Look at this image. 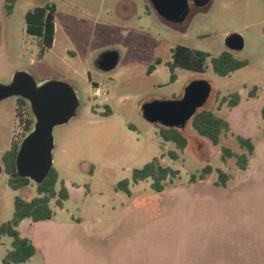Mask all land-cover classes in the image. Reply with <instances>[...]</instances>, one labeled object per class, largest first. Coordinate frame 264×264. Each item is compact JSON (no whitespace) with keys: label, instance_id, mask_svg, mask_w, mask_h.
<instances>
[{"label":"rangeland","instance_id":"obj_1","mask_svg":"<svg viewBox=\"0 0 264 264\" xmlns=\"http://www.w3.org/2000/svg\"><path fill=\"white\" fill-rule=\"evenodd\" d=\"M47 4L57 8L56 37L42 56L38 40L26 32L25 16ZM233 33L243 36L245 48L232 54L248 65L220 77L212 58L228 51L225 40ZM179 45L211 55L206 73L177 68L171 81L167 63ZM109 51L118 52L120 61L105 72L98 61ZM158 59L162 64L147 75ZM13 71H28L37 81L66 80L80 99L76 116L54 131L53 168L70 199L62 208L51 201L52 220L27 219L18 227L37 249L24 264H264V0H211L174 26L157 15L150 0H18L12 15L6 0H0L1 85L8 84L4 76ZM95 85L108 94L96 98ZM202 86L208 96L182 127H164L149 118L146 106L155 101L174 103L185 112L186 104L179 102ZM235 93L241 96L238 107L222 104ZM16 103V97L0 102L1 165L27 136L28 122L34 128L27 105L20 104L16 120ZM202 110L231 125L217 146L192 126ZM163 129L180 130L187 148L165 141ZM237 136L256 148L245 171L235 159H222L223 148L249 154ZM171 152L179 159H171ZM155 158L180 171L164 183L162 193L153 190L152 179L131 183V195L119 189L135 169ZM208 165L213 173L201 181ZM219 170L231 178L226 188L217 185ZM9 179L6 172L0 176V226L13 218L16 197L38 196L37 184L13 190ZM12 241L1 238L0 263Z\"/></svg>","mask_w":264,"mask_h":264},{"label":"trees","instance_id":"obj_2","mask_svg":"<svg viewBox=\"0 0 264 264\" xmlns=\"http://www.w3.org/2000/svg\"><path fill=\"white\" fill-rule=\"evenodd\" d=\"M18 0H6V10L9 15L13 14L15 5ZM56 13L57 8L54 4H47L42 7H36L26 13V32L29 36L38 40L40 53L44 56L47 51L54 46L56 37ZM211 57L208 52L191 49L186 46H176L172 53V61L167 63L171 71V81L177 79L174 71L179 68L182 70L206 73L207 61ZM161 60L158 59L154 65H151L147 71V75H151L157 66L161 65ZM214 72L220 77H227L230 74L246 67L248 62L235 59L232 52L226 51L216 58H212ZM257 88L250 92V97L256 96ZM241 103V96L238 93L224 97L222 104H227L230 108H236ZM264 117V108L262 110ZM27 134L32 131L33 121L28 122ZM192 126L195 132L208 139L214 146L219 145L221 136L224 132H229L231 129L230 123L221 117H218L211 110H202L197 113L192 119ZM161 135L167 142H173L180 150H185L188 146L187 138L178 129H163ZM238 143L242 148L248 150L249 154H238L229 148L222 149V159H235L239 168L243 171L247 170L249 157L255 153V145L250 139L242 136H237ZM19 147L13 146L9 152L3 157L5 170L8 175L9 185L13 190H21L29 187L32 182L28 179L16 177V158ZM170 157L173 160H178L179 156L176 152H171ZM213 173L210 165L205 167L199 176L201 181L206 180L207 176ZM180 176L179 170H174L170 167H164L158 158L153 159L141 169L133 171L132 180H124L119 183V189L131 195L130 185L139 184L141 182L152 179V188L158 193L165 190L164 183L171 179H176ZM230 176L225 172L218 171V186L226 188L230 181ZM196 176H192L191 181L195 182ZM61 185L57 190V186ZM38 196L30 201L21 197L15 199V211L13 218L0 226V240L3 237L12 238V249L8 251L6 257L0 264H24L33 258L37 249L32 241L23 237L18 230L20 224L30 219L33 223L47 222L53 219L54 212L50 206L52 200H56V205L63 207L64 203L70 199V192L64 181H59V173L53 168L44 180L43 183L36 185Z\"/></svg>","mask_w":264,"mask_h":264},{"label":"water","instance_id":"obj_3","mask_svg":"<svg viewBox=\"0 0 264 264\" xmlns=\"http://www.w3.org/2000/svg\"><path fill=\"white\" fill-rule=\"evenodd\" d=\"M155 12L168 23L182 24L190 13L189 0H150ZM197 8H204L211 0H193ZM225 45L230 52H239L245 48V39L238 33L226 37ZM118 52L104 53L99 68L105 72L115 70L119 65ZM208 89L202 86L193 88L187 97L179 102L186 104L181 112L176 104L155 101L146 106L149 118L164 127L183 126V122L192 116L204 103ZM18 96L25 99L35 119L34 128L22 141L16 158V177L28 179L39 185L48 177L54 165V131L57 127L69 123L77 114L80 99L76 88L68 81L57 78L37 81L30 73L18 72L8 85H0V102ZM201 100L194 102V98ZM3 166L0 164V176Z\"/></svg>","mask_w":264,"mask_h":264},{"label":"flooded vegetation","instance_id":"obj_4","mask_svg":"<svg viewBox=\"0 0 264 264\" xmlns=\"http://www.w3.org/2000/svg\"><path fill=\"white\" fill-rule=\"evenodd\" d=\"M189 5H190V13L194 10V9H197V10H203V9H205L206 7H204V8H197L196 6H195V4H194V2H193V0H189ZM190 13H189V15H190ZM189 17V16H188ZM187 17V18H188ZM187 20V19H186ZM185 20V21H186ZM184 23V22H183ZM182 23V24H183ZM170 24H172V23H170ZM182 24H173V26L174 25H182ZM26 72V71H25ZM18 72H9V75H5L4 76V78H8L9 77V82H8V84H10L12 81H13V79H14V77H15V75L17 74ZM27 73H29L28 71H27ZM42 79H44V78H42ZM42 79H39V80H42ZM8 84H5V85H8ZM1 85V84H0ZM4 85V84H3ZM12 97H16L17 98V103H16V108H15V118H16V120H18V117H19V109H20V104H22L23 106L25 105H27L29 108H30V105H29V103L25 100V99H23V98H21V97H18V96H12ZM12 97H10V98H12ZM8 99V98H7ZM6 100V99H5ZM2 102V101H1ZM30 110H31V108H30ZM32 113V112H31ZM2 166H3V172H6V170H5V164H4V162H3V164H2ZM10 176V175H9ZM10 178H11V176H10Z\"/></svg>","mask_w":264,"mask_h":264},{"label":"built area","instance_id":"obj_5","mask_svg":"<svg viewBox=\"0 0 264 264\" xmlns=\"http://www.w3.org/2000/svg\"><path fill=\"white\" fill-rule=\"evenodd\" d=\"M93 90H94V96L96 98H100V97L106 96L108 94L104 88H101L99 86H95Z\"/></svg>","mask_w":264,"mask_h":264},{"label":"crops","instance_id":"obj_6","mask_svg":"<svg viewBox=\"0 0 264 264\" xmlns=\"http://www.w3.org/2000/svg\"><path fill=\"white\" fill-rule=\"evenodd\" d=\"M228 51H229V50H228ZM161 64H162V63H161ZM155 71H156V70H155ZM155 71H154V72H155ZM154 72H153V73H154ZM153 73H152V74H153ZM152 74H151V75H152ZM151 75H149V76H151ZM47 79H51V78H44V79H42V80H39V82L45 81V80H47ZM57 79H59V78H57ZM61 80H62V79H61ZM95 86H96V85H95ZM95 86H94V87H95ZM26 188H27V187H26ZM23 189H25V188H23ZM26 220H27V219H26ZM29 220H30V219H29ZM24 221H25V220H24ZM24 221H23V222H24ZM23 222H22V223H23ZM31 222H32V221H31ZM22 223H21V224H22ZM32 223H33V222H32ZM21 224H20V225H21ZM36 224H37V223H36ZM30 226H32V225H30Z\"/></svg>","mask_w":264,"mask_h":264}]
</instances>
